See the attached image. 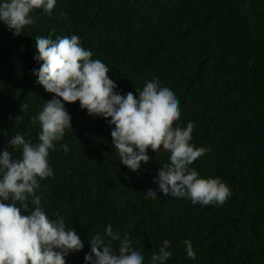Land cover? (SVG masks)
Instances as JSON below:
<instances>
[{
    "label": "trees",
    "instance_id": "1",
    "mask_svg": "<svg viewBox=\"0 0 264 264\" xmlns=\"http://www.w3.org/2000/svg\"><path fill=\"white\" fill-rule=\"evenodd\" d=\"M32 15L19 36L0 23V151L16 133L38 142L32 117L54 95L33 75L40 67L35 38L75 34L121 94L135 95L154 78L172 88L180 102L174 127L193 122L191 143L210 149L190 167L231 189L222 205L159 191L145 198L168 163L163 145L131 171L120 164L105 119L65 102L73 129L50 151L54 175L40 181L37 195L48 217L63 218L85 244L66 264H85L91 236L109 223L141 249L144 264L165 239L172 252L166 264H264V0H57L52 16ZM185 239L195 260L186 257Z\"/></svg>",
    "mask_w": 264,
    "mask_h": 264
},
{
    "label": "clouds",
    "instance_id": "2",
    "mask_svg": "<svg viewBox=\"0 0 264 264\" xmlns=\"http://www.w3.org/2000/svg\"><path fill=\"white\" fill-rule=\"evenodd\" d=\"M57 0H0V23L19 36L34 23L32 13L40 9L52 16ZM40 64L33 69L37 82L46 92L54 94L32 117L38 124V142L20 133L0 151V264H66L70 253L85 247L75 228L68 229L63 218L50 219L44 210L40 181L54 175L49 163L50 151L72 130V116L65 102L79 101L81 109L92 117L104 118L111 128L112 145L120 164L138 171L149 164V149L167 152L168 163L157 169L152 179L156 187L144 191L145 198L164 197L190 200L193 205H222L231 189L220 178H203L190 167L210 149L196 147L192 141L194 123L185 128L174 122L180 119L179 99L170 87L162 86L158 78L147 81L136 94H121L108 67L93 53L82 47L78 35L35 38ZM22 105V112L27 109ZM21 116L15 117L18 121ZM65 152L68 145H60ZM11 148V151L8 150ZM16 150L20 156H14ZM160 151V152H161ZM119 241L118 248L113 242ZM90 252L85 264H144L139 247H132L128 236L114 232L105 225L103 232L91 236ZM186 257L195 260L192 241L185 239ZM171 241L165 239L158 252H153L150 264H166L171 258Z\"/></svg>",
    "mask_w": 264,
    "mask_h": 264
},
{
    "label": "bare ground",
    "instance_id": "3",
    "mask_svg": "<svg viewBox=\"0 0 264 264\" xmlns=\"http://www.w3.org/2000/svg\"><path fill=\"white\" fill-rule=\"evenodd\" d=\"M185 33V32H184ZM170 44V43H169ZM188 46V45H187ZM173 199V198H172ZM167 223V222H166Z\"/></svg>",
    "mask_w": 264,
    "mask_h": 264
}]
</instances>
